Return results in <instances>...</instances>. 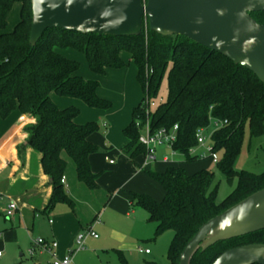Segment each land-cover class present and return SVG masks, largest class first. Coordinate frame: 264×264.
<instances>
[{
  "label": "trees",
  "instance_id": "16d2710c",
  "mask_svg": "<svg viewBox=\"0 0 264 264\" xmlns=\"http://www.w3.org/2000/svg\"><path fill=\"white\" fill-rule=\"evenodd\" d=\"M16 3L21 5L20 21L12 32H4ZM251 16L264 25V12ZM31 25V0H0V119L19 111L33 121L24 128L25 142L17 150L20 157L28 147L42 155V169L52 187L48 208L70 203L61 182L68 159L75 165L79 182L93 191L98 188V176L92 172L89 159L100 151L89 141L99 125L77 124L80 110L60 109L51 95L81 100L92 109L112 108L111 102L97 94L99 81L79 76L80 64L63 57L57 49L83 54L90 70L99 76L109 69L125 68L128 63L123 54L136 65L143 97L123 130L128 142L122 149L131 163L146 156L139 139L147 122L152 132L177 125L173 149L189 160L198 158L190 156L198 145L197 131L216 125L211 135L212 152H224L218 168L230 185L237 180L222 203L216 200V190L209 191L212 172L188 175L181 167L168 168L164 173L149 172L164 190L161 201L145 194H130L133 205L144 209L149 222L155 224L156 238L168 230L174 232L167 256L170 264H179L184 248L203 224L264 188V172L234 170L246 132L251 138L264 136V84L252 72L186 37L161 36L148 25L138 37L47 30L35 46L29 42ZM164 78L166 99L150 109L149 103L158 95ZM250 244H264V230L218 242L205 251L200 249L190 264H213L225 251ZM119 258L121 264H128L123 255Z\"/></svg>",
  "mask_w": 264,
  "mask_h": 264
},
{
  "label": "crops",
  "instance_id": "0c3cea01",
  "mask_svg": "<svg viewBox=\"0 0 264 264\" xmlns=\"http://www.w3.org/2000/svg\"><path fill=\"white\" fill-rule=\"evenodd\" d=\"M56 51L69 60L80 61L79 53L75 50L57 49ZM122 58L128 63L125 68L109 69L105 75L99 76L90 70L85 57L87 67L91 73L85 68V71H83L84 75L81 74L80 69L78 75L86 80H98L100 83L97 90L98 96L104 100L111 101L113 99L107 97L103 93L104 91L110 89L123 90V85L125 86L129 82L130 86L133 78L137 81L136 65L133 61H130L128 54H123ZM132 64H134L135 68L132 67ZM117 76L119 77L118 81L113 79ZM128 76L133 78L126 80ZM125 87L127 88L128 86L126 85ZM63 98L66 97L51 95L52 101L62 110L76 106L80 108H78L80 115L75 120L77 124L83 125L86 124L87 120L92 119H104L101 125V130L105 131H102L103 135L97 132L89 138V141L100 149L98 153L91 155L89 159L92 172L98 176V188L94 191H101V187H103L107 191L117 193L115 196H109L108 203L105 205V209L108 208L103 219H105L106 214L110 210L114 212L112 209H115V212L120 214L125 220L133 219L134 221L137 216H140L141 208L135 207L131 196L126 197L123 195V190L138 177L137 172L141 167L136 163V160L135 164L131 163L122 152V149L128 142L123 130L130 124L133 111L140 103H138L139 99L135 95L131 94L128 96L127 93H124L123 98L120 99L121 103L119 106L115 108L113 106L109 110H98L89 108L81 100L78 103L70 102L67 98L66 100ZM68 99L78 101V99ZM84 107L92 109V112ZM83 113L84 116H81ZM32 122L31 119L19 111L13 112L6 119H0V192L5 196L3 207H6L10 200L15 201L19 207L18 212L10 218L6 217L0 210V252H2L0 264H52L53 257L48 252H44L35 246L34 241L43 238L48 242H57L56 253L59 258H63L69 250L76 248L77 238L87 224V219L83 218L81 210L78 208V201L87 196V189L89 188L78 181L74 163L68 159L64 177L65 183H62L70 203H58L54 207L48 208L52 187L49 177L42 169V155L28 147L23 155L19 156L17 147L23 144L26 138L24 128ZM158 148L170 150L163 146ZM176 156L177 154L173 157L166 155L162 158L161 163L166 165L173 164L176 162ZM150 162L146 158L145 166H148ZM154 162H157L156 154ZM88 205L90 206L88 207L89 211L91 212L92 210L95 213L94 204L93 206L91 204ZM96 217L97 215L94 216V218ZM144 217L143 219L146 220L147 216L144 215ZM148 219L149 215L147 222L152 223ZM100 227H107L105 220ZM98 239L96 238V240ZM31 249L35 251L33 256L29 254ZM26 253L30 257L31 262H28V260L26 262L23 261L26 258ZM140 254L151 256L152 252ZM72 264H74L73 261Z\"/></svg>",
  "mask_w": 264,
  "mask_h": 264
},
{
  "label": "water",
  "instance_id": "95a60500",
  "mask_svg": "<svg viewBox=\"0 0 264 264\" xmlns=\"http://www.w3.org/2000/svg\"><path fill=\"white\" fill-rule=\"evenodd\" d=\"M29 42L47 30L138 37L146 26L161 36H183L252 72L264 84V25L252 13L264 0H31ZM264 230V188L203 224L179 264L198 250ZM213 264H264V244L229 249Z\"/></svg>",
  "mask_w": 264,
  "mask_h": 264
},
{
  "label": "rangeland",
  "instance_id": "374dc122",
  "mask_svg": "<svg viewBox=\"0 0 264 264\" xmlns=\"http://www.w3.org/2000/svg\"><path fill=\"white\" fill-rule=\"evenodd\" d=\"M20 9L21 5L19 3H16L13 6L8 17L7 28L4 32H12L14 30L15 26L20 21ZM79 58L80 61H78V63L80 64L81 74L84 75L83 71H85V68L91 73L87 67L88 65L86 63V59L81 53H79ZM132 67L135 68L134 64H132ZM131 78L133 77L128 76L126 80H131ZM113 79L118 81L119 77L117 76ZM126 85L128 86L127 88L125 87ZM126 85H123V90L118 91L110 89L103 92L107 95V97L113 99L111 101L107 100L112 103V107L114 106L115 108L120 105V99L123 98L124 93H127L128 96L131 94L135 95L139 99L138 103L141 102L143 95L136 79L133 78L132 82H130V86L129 82H127ZM166 95L167 82L166 78H164L158 95L154 101L159 103L166 99ZM63 99L66 100V98ZM67 100L70 102L80 103L79 100L75 101L68 98ZM81 104L83 103L81 102ZM86 110H91L92 112V109L87 108ZM81 116H84V113ZM91 121H95L99 125L100 129L98 133L103 135V132L105 131L101 130V125L104 119L87 120V122ZM214 128L215 126L213 125L208 129H205V143L203 145H196V147L191 150V157L197 158V156L194 155L199 156L195 160H189L185 155L177 154L175 163L168 165L162 164V158L166 155H171L172 151L161 148L157 149V162L151 161L148 166H145L146 156H139L136 159V163L141 167V169L137 172L138 177L131 185L127 186V188L123 190V195L129 197L131 193L145 194L159 202L164 197V190L150 177L149 172L164 173L168 168L181 167L188 175H193L203 170L212 172L214 176L209 186V191L216 190V200L218 203H222L234 190L237 180H234L233 185H230L224 175L220 172L218 164L214 162V159H217L219 163L224 156V152L222 150L210 152V149H212L213 146L211 135ZM70 162L72 161L70 160ZM234 170L237 172L248 171L254 174H261L264 172V136L251 138L249 132H246L242 151L234 165ZM101 188V191H92L91 189H87V196L82 198L81 201H78V208L81 210V215H83V218L87 219V224L84 226L85 229L81 230V234H86L89 229H93L99 239L96 240L92 237H88L83 248L76 250L72 254L73 263L121 264L119 258V254H121L124 256L128 264H147L148 261H155L160 264H170L167 256L174 232L172 230H168L156 238L155 224L147 222L148 213L144 209H141L139 213L140 216H137L134 221L133 219H129L128 221L125 220L120 214L115 212V209H112L114 212L110 210L109 213L106 214L105 219H103V216L108 208L107 207L105 209V205L108 203L109 196H115L117 193L107 191V189H104L103 187ZM88 204H91L92 206L94 204V207L96 208L95 213L91 210V214L88 209V207H90ZM95 215H97L96 218H94ZM144 215L147 216L146 220L143 219L145 218ZM104 220L106 221V228L100 227ZM139 248H142L143 250L148 249L152 252V255L146 256L140 254ZM25 255L26 258H24L23 261L26 262L28 260V262H31L28 254L26 253Z\"/></svg>",
  "mask_w": 264,
  "mask_h": 264
},
{
  "label": "built area",
  "instance_id": "2783aa9c",
  "mask_svg": "<svg viewBox=\"0 0 264 264\" xmlns=\"http://www.w3.org/2000/svg\"><path fill=\"white\" fill-rule=\"evenodd\" d=\"M160 103V102H159ZM159 103H156L155 101H151L149 103L150 109H154L158 106ZM149 110L147 109V112ZM138 126H140L138 124ZM216 126V125H214ZM177 133H178V126L175 125L171 129L161 128L159 130L153 131L150 128L149 123L147 122L145 126L142 128V134L140 136V143L145 146L146 148V158L148 161H154L155 160V154L158 147H167L172 152L171 157L175 156L177 154L176 151H174L173 146L177 140ZM197 138V144L203 145L205 143V130L199 129L196 134ZM212 149H210V152ZM199 157L198 155H195ZM202 157V156H200ZM204 157V155H203ZM168 160V159H167ZM215 163H218L217 159H214ZM113 163V162H111ZM62 183H65V178L62 179ZM5 201V196L0 192V210L5 214L6 217L10 218L13 217L18 212V205L15 201L10 200L6 207H3V203ZM88 237L92 238H98V235L93 231V229H89L86 234H80L77 238V246L74 250H69L67 255L63 258H59L56 250L58 248L57 242H48L43 238H39L34 241L35 246L39 247L42 251L48 252L53 257L52 264H72V254L76 250H80L83 248L84 243ZM140 253L149 254V250H143L142 248H139ZM35 253L34 249H31L29 251V254L33 256ZM2 256V252H0V257Z\"/></svg>",
  "mask_w": 264,
  "mask_h": 264
}]
</instances>
